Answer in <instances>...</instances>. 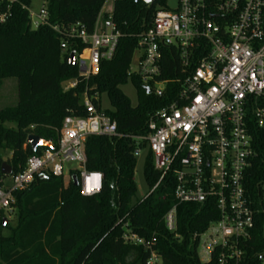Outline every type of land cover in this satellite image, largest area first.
I'll list each match as a JSON object with an SVG mask.
<instances>
[{
	"label": "trees",
	"instance_id": "trees-1",
	"mask_svg": "<svg viewBox=\"0 0 264 264\" xmlns=\"http://www.w3.org/2000/svg\"><path fill=\"white\" fill-rule=\"evenodd\" d=\"M106 0H47L48 21L52 25L79 22L91 32L93 24ZM30 0H14L7 21L0 26V88L6 79L16 80V101L0 109V151H7L10 159L3 162L12 174L21 171L26 160L40 152L25 145L28 135L51 140L55 146L58 132L66 116L84 117V93L98 96L93 100L100 108V95L106 94L111 106L105 111L123 136H143L147 132L149 115L167 105L172 96L159 99L146 92L136 77L131 78L137 104L119 87L126 84V72L137 45V37L151 24L154 14L164 10L165 0L146 5L141 0H113L111 17L122 34L114 58L103 62L98 75L83 80L76 65L68 64L71 52L81 46L60 49L59 39L48 27L31 30L28 13ZM6 4H2L4 10ZM181 78L177 54L166 49L161 60V79ZM71 82L74 88L65 89ZM173 93L179 84L169 85ZM134 141L127 137L91 136L85 141L87 173H101L100 191L92 196L81 195L79 171L70 170L63 177L36 175L30 187L13 194L12 209L17 211V223L10 228L0 219V264H145L148 252L140 246L122 241L127 229L145 240L155 237L154 250L161 264H203L197 254L193 234H202L219 219L214 201L204 204L177 206L179 239L167 232L162 218L175 203L172 176L145 198L133 199L136 194L133 156ZM145 148V143H140ZM258 153L246 173L244 189L254 213L251 239L241 246V264H262L264 259V203L260 195L264 183V149ZM75 176L78 185L72 177ZM159 175L153 169V157H144L143 179L150 189ZM0 173L1 181L5 179ZM4 230H9L5 235ZM218 251L212 254L215 264ZM131 261V262H130Z\"/></svg>",
	"mask_w": 264,
	"mask_h": 264
},
{
	"label": "built area",
	"instance_id": "built-area-1",
	"mask_svg": "<svg viewBox=\"0 0 264 264\" xmlns=\"http://www.w3.org/2000/svg\"><path fill=\"white\" fill-rule=\"evenodd\" d=\"M13 3L0 0V26L7 21ZM2 4H6L4 10ZM104 6L91 32L79 22L50 24L47 0L35 14L23 8L30 29L50 28L61 50L81 46L80 52H73L74 61L79 77L86 81L98 75L103 62L114 58L122 37L112 20V9L106 11ZM166 49L177 54L181 78L161 79ZM136 51L135 67H131ZM133 56L127 79L138 78L156 98L166 96L167 88L168 96H172L167 105L149 115L146 134H119L115 121L94 105L98 96L84 93L86 115L66 116L55 146L41 148L29 157L21 171L7 177L9 185L1 181L0 219L10 216L13 194L27 190L36 175L68 179L69 171L77 170L81 195L97 194L103 176L84 170L86 139L127 137L134 141L135 158L151 152L153 169L159 175L143 198L172 176L175 203L162 218L167 232L179 239L178 205L214 201L219 219L202 234L192 236L197 248L201 237L206 236L202 254L207 259L200 262L212 264V254L217 250L215 264H241V246L251 239L254 228V213L243 185L258 154L255 146L264 149V0H178L174 11L164 8L154 14L150 26L137 37ZM172 84H179L173 93ZM75 86L76 82H71L65 89ZM143 142L145 148L140 147ZM70 164L77 168L64 173ZM260 195L264 203V183ZM124 228L122 241L148 252L145 264H161L154 250V236L145 240L131 233L127 225Z\"/></svg>",
	"mask_w": 264,
	"mask_h": 264
},
{
	"label": "rangeland",
	"instance_id": "rangeland-1",
	"mask_svg": "<svg viewBox=\"0 0 264 264\" xmlns=\"http://www.w3.org/2000/svg\"><path fill=\"white\" fill-rule=\"evenodd\" d=\"M46 0H30V6L28 7L30 14L37 13L43 2ZM178 0H165V9L169 11H174L177 8ZM113 6V0H106L104 9L106 11H109L112 9ZM138 55V52L136 51L134 53L133 59H132V66L135 67V60ZM156 87V85L154 86ZM120 91L123 95H125L129 101L131 106H135L137 104V92L136 89L131 82L130 79L127 80L126 84L121 85L119 87ZM16 101V80L15 79H6L3 81L2 86L0 88V109L6 107V106H12L15 104ZM100 109L104 111H110L111 106L108 100V97L106 94L100 95ZM11 155L7 151H0V158L3 162L9 160ZM143 166H144V153L140 154L136 158V166L134 171V184L136 187V194L133 199V202L136 200L142 199L148 192V187L143 179ZM68 168L75 169L77 166L75 164H70L69 166L64 168V173L68 170ZM68 179H65L66 182ZM4 183L9 185V179L6 177L4 179ZM7 218V223L9 224L10 228H13L17 223V211L15 209H12V213ZM3 233L7 235L9 233V230H4ZM206 241V236H202L200 239V243L197 248V253L199 256V259L201 262L206 261V257L202 254V244ZM206 246H209V243H206ZM131 262V261H130Z\"/></svg>",
	"mask_w": 264,
	"mask_h": 264
},
{
	"label": "water",
	"instance_id": "water-1",
	"mask_svg": "<svg viewBox=\"0 0 264 264\" xmlns=\"http://www.w3.org/2000/svg\"><path fill=\"white\" fill-rule=\"evenodd\" d=\"M144 4L149 5L151 4L153 1L155 0H141ZM68 64L73 66L75 65V61H74V53L71 52L69 54L68 57ZM146 92L148 93V90H146ZM25 145L28 146L31 151L35 152L38 148H48L50 149L52 147V141L51 140H44L41 139L40 137L30 134L27 136L26 141H25ZM0 173L4 176V177H8L12 174V170L11 167L6 164V163H2L1 167H0ZM72 180L74 181L75 185H78L77 179L75 176L72 177ZM6 224V220H3V226H5Z\"/></svg>",
	"mask_w": 264,
	"mask_h": 264
}]
</instances>
